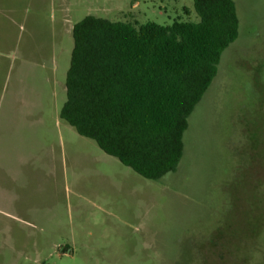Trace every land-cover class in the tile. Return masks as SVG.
I'll return each instance as SVG.
<instances>
[{
    "label": "rangeland",
    "instance_id": "rangeland-1",
    "mask_svg": "<svg viewBox=\"0 0 264 264\" xmlns=\"http://www.w3.org/2000/svg\"><path fill=\"white\" fill-rule=\"evenodd\" d=\"M234 1L179 164L148 179L59 117L71 30L197 20L192 0H0V264H264V0Z\"/></svg>",
    "mask_w": 264,
    "mask_h": 264
},
{
    "label": "trees",
    "instance_id": "trees-1",
    "mask_svg": "<svg viewBox=\"0 0 264 264\" xmlns=\"http://www.w3.org/2000/svg\"><path fill=\"white\" fill-rule=\"evenodd\" d=\"M192 2L197 20L87 14L71 30L59 117L148 179L176 170L189 116L239 33L234 0Z\"/></svg>",
    "mask_w": 264,
    "mask_h": 264
}]
</instances>
